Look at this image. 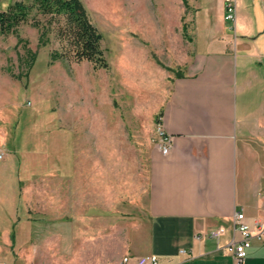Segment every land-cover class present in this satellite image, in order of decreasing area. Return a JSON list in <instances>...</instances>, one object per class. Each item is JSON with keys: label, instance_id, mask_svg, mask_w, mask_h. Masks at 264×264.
<instances>
[{"label": "crops", "instance_id": "0c3cea01", "mask_svg": "<svg viewBox=\"0 0 264 264\" xmlns=\"http://www.w3.org/2000/svg\"><path fill=\"white\" fill-rule=\"evenodd\" d=\"M202 8L199 24L193 15L185 20L201 48L173 78L153 118L137 115L131 126L143 144L126 145L132 131L125 118L83 109L75 99L68 109L54 107L52 145L23 143L36 144L41 155L26 161L25 178L53 180L55 217L126 219V255L156 254L158 264H234L227 245L237 234L236 213L252 227L264 221V0H237L232 23L224 0ZM3 112L0 145L16 151L12 123L22 114ZM159 115L173 136L168 154L148 142ZM50 153L52 164L42 156ZM1 208L0 256L14 246L16 227H24L19 211ZM0 264L14 262L0 257ZM245 264H264V239L253 238Z\"/></svg>", "mask_w": 264, "mask_h": 264}, {"label": "rangeland", "instance_id": "374dc122", "mask_svg": "<svg viewBox=\"0 0 264 264\" xmlns=\"http://www.w3.org/2000/svg\"><path fill=\"white\" fill-rule=\"evenodd\" d=\"M14 1L1 0L0 8ZM82 1L103 33L108 68H95L87 60H52L51 53L61 47L59 39L51 30L43 41L41 28L31 21L19 24L14 32H0V124L3 110L22 114L12 123L17 152L6 147L7 156L0 161V210L1 206L17 210L16 220L21 224L24 220V227H16L14 246L0 256L9 263L118 264L122 260L132 238L127 220L55 217L53 180L25 178L26 161L32 163L41 155L34 153L36 144L24 148L23 143L39 140L52 145L54 107L68 109L73 99L83 109L120 115L129 130L137 115L153 118L169 95L173 78L185 72L186 60L203 44L198 34L193 42L185 20L193 15L199 24L204 2H218L189 0L191 7H186L182 0ZM30 99L33 103L27 104ZM126 139V145L143 144L135 131ZM148 142L157 146L156 131ZM42 156L52 164V153ZM23 204L29 209L27 216Z\"/></svg>", "mask_w": 264, "mask_h": 264}, {"label": "trees", "instance_id": "16d2710c", "mask_svg": "<svg viewBox=\"0 0 264 264\" xmlns=\"http://www.w3.org/2000/svg\"><path fill=\"white\" fill-rule=\"evenodd\" d=\"M182 1L188 6V0ZM29 21L41 28L43 41L51 30L55 32L61 47L51 53L52 60H87L95 68L109 67L103 33L92 21L82 0H15L0 8V32H14L19 24ZM160 118L161 115L157 121Z\"/></svg>", "mask_w": 264, "mask_h": 264}, {"label": "built area", "instance_id": "2783aa9c", "mask_svg": "<svg viewBox=\"0 0 264 264\" xmlns=\"http://www.w3.org/2000/svg\"><path fill=\"white\" fill-rule=\"evenodd\" d=\"M224 18L226 21L234 22L237 12V0H224ZM157 146L163 154H168L173 145V136L165 130L162 118L156 124ZM7 156V150L0 145V161ZM237 234L227 245L228 252L233 256L234 264H245L248 249L252 245L254 237L264 239V221H257L252 227L245 213L237 212L234 217ZM221 229L212 232L214 236L221 234ZM184 251V250H182ZM132 259L135 264H158L159 258L156 254L126 255L118 264H128Z\"/></svg>", "mask_w": 264, "mask_h": 264}]
</instances>
